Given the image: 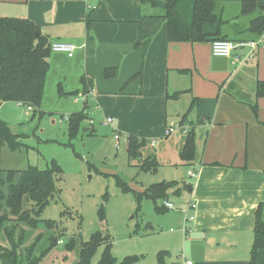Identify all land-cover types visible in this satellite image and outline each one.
<instances>
[{
    "label": "crops",
    "instance_id": "1",
    "mask_svg": "<svg viewBox=\"0 0 264 264\" xmlns=\"http://www.w3.org/2000/svg\"><path fill=\"white\" fill-rule=\"evenodd\" d=\"M155 1L153 6L141 0H0V15L32 19L51 43L75 46L72 56L52 51L46 87L61 83L76 91L83 76L91 81L84 125L93 130V115L99 113V124L111 116L113 135L119 133L127 144L131 134L166 139L167 127L197 98L191 118L196 133L206 138L181 205L195 200L198 207L194 221L182 217L181 232L185 237L187 227L195 234L192 243L202 244L194 264H249L256 209L264 200V95L256 99L258 83L264 81V47L247 61L237 57L244 58L250 52L248 41L260 37L246 31L259 12L241 15L239 0L219 2L229 21L224 32L239 44L229 69L219 71L211 65V42L169 40L166 0ZM108 67L117 68L115 76H105ZM178 91L185 92L170 96ZM184 95L190 100L180 109L177 102ZM72 97L83 109L85 103ZM254 101L258 116L250 105ZM6 103L0 100V118L8 121ZM258 264H264V248Z\"/></svg>",
    "mask_w": 264,
    "mask_h": 264
},
{
    "label": "rangeland",
    "instance_id": "2",
    "mask_svg": "<svg viewBox=\"0 0 264 264\" xmlns=\"http://www.w3.org/2000/svg\"><path fill=\"white\" fill-rule=\"evenodd\" d=\"M231 38L236 39L237 35ZM234 64L232 62V66ZM60 84L45 86L42 106L35 113L27 114L26 106L15 101L7 102L3 108L11 131L21 135L24 143L16 151L8 146L2 150L5 194L8 193L7 172L10 169L23 170L29 165L45 169L53 160L62 168L56 179L57 191L40 216L42 221L56 220L55 234L59 237V244L39 264H76L82 242L88 241L96 231L111 235L112 252L118 262L127 256L138 255L141 258L136 264H158L160 251H168L165 258L168 264L178 262L182 253L188 259H196V253L202 251V244L192 243L195 234L189 232V237L182 235L180 224L184 216L180 210L157 211L156 207L163 205L164 197L156 201L143 198L139 209L136 195L123 192L116 182L118 175L139 192L155 183L176 180L184 193L185 185L194 181L191 175L195 168V161L182 158L184 135L175 132L166 139H147L143 151L136 157H130L125 137L117 146L112 123L100 125L103 117L94 113V130L93 126L83 123L82 130L70 146L66 117L81 111L82 104H75L72 95H61ZM189 100L188 95L181 96L177 105L186 109ZM205 138L206 134L196 133L197 157L202 152ZM152 140H155L154 145ZM183 193L170 196L178 207L186 200L185 195H189L185 192L183 197ZM102 206L106 212L105 220L99 216ZM51 231L42 224L22 247L30 245L39 233L43 232L47 237ZM45 237L40 246L44 242L45 246L48 245ZM71 239H75V244L72 250H68L66 244ZM45 246L38 248V252ZM103 250L104 246L98 248L90 264H97Z\"/></svg>",
    "mask_w": 264,
    "mask_h": 264
},
{
    "label": "trees",
    "instance_id": "3",
    "mask_svg": "<svg viewBox=\"0 0 264 264\" xmlns=\"http://www.w3.org/2000/svg\"><path fill=\"white\" fill-rule=\"evenodd\" d=\"M157 5L155 0H141ZM227 0H166L165 17L168 20V38L170 41L185 42H213L217 39H228L224 32L225 20L219 11V2ZM241 15H251L259 12L250 22L246 31L257 37L264 33V0H239ZM255 39V38H254ZM236 41V40H234ZM52 43L48 35L41 31L40 26L29 18L0 15V100L3 102H23L35 107L34 113L41 108L46 86V77L50 69ZM116 67L105 69V76L111 78L116 75ZM141 73L133 76H140ZM82 87L76 91H64L61 84V95L89 94L93 90L91 81L83 76ZM189 91V90H188ZM178 91L170 96L179 97ZM264 95V81H259L256 99ZM197 105V98H193L189 109L180 116L177 123L187 127L184 135V145L181 150L182 158L186 161H196L198 145L196 142V120L191 118ZM251 107L258 116V102ZM86 102L83 109L72 113L68 117L70 143L75 140L88 118ZM264 124V122H262ZM22 136L11 131L8 121L0 118V264H39L40 261L59 244V237L55 234L58 223L48 219L42 221L40 216L50 203L51 197L57 191V175L62 173L61 166L53 160L48 168L41 169L37 165H29L23 170L10 169L7 172L8 193L5 194L3 185L5 178L2 167V150L8 146L11 150H18L24 143ZM147 146V139L136 135L128 136L127 151L130 157H136ZM116 175V174H115ZM117 185L123 192H133L138 200V208L143 198L156 201L159 197L165 200L172 195H182L180 183L176 180L155 183L149 188L136 192L127 182L116 175ZM188 184L185 185V188ZM157 211L169 210L164 205L157 206ZM101 220L106 219L104 206L99 209ZM44 225L52 230L49 236L39 233L26 247L23 244L32 236L35 229ZM27 228V229H26ZM54 231V232H53ZM48 245H41L43 238ZM46 241V242H47ZM62 242V241H61ZM75 239L66 244L72 250ZM40 249L38 252V248ZM104 246L101 259L97 264H136L140 256L131 255L121 262L112 252L113 242L109 233L94 232L90 239L82 242L79 260L76 264H90L98 248ZM264 248V200L260 201L256 209L254 228V242L251 247L249 264H258V252ZM168 251L158 253V264H168Z\"/></svg>",
    "mask_w": 264,
    "mask_h": 264
},
{
    "label": "built area",
    "instance_id": "4",
    "mask_svg": "<svg viewBox=\"0 0 264 264\" xmlns=\"http://www.w3.org/2000/svg\"><path fill=\"white\" fill-rule=\"evenodd\" d=\"M248 45L250 47V52L244 57H237V61L239 62H244L249 59L254 55L255 51L260 48L264 47V36L260 35L259 38L250 40L248 41ZM239 46V44L231 39H217L214 40L211 43V51L213 55H218V56H225L230 58L233 51ZM75 49V46L72 45L71 43L67 42H55L52 43V50L54 51H62V52H67L70 56L73 55V51ZM88 99V94H80L77 95L76 101H82L83 103L87 102ZM18 105L20 106H26V113L30 114L33 113L35 110V107L31 104H25L23 102H18ZM68 120V117H66ZM113 121V118L111 116H108L104 119L103 124L104 125H109ZM187 133L188 128L187 127H182L178 123H171L167 129H166V135H171L172 133L175 132H180L181 133ZM114 138L116 139V145L119 146V140H120V135L119 133H115ZM128 140V138H127ZM152 144H155V140H152ZM192 176H195V172L192 173ZM163 205L168 208L169 210H180L184 216L185 221H194L196 219V210H197V202L195 200H190L184 205L177 206L172 200H165L163 202ZM185 232V236L189 237V229L187 227L183 228ZM61 242V241H60ZM178 264H194V261L192 259H188L184 253L179 255V260Z\"/></svg>",
    "mask_w": 264,
    "mask_h": 264
},
{
    "label": "water",
    "instance_id": "5",
    "mask_svg": "<svg viewBox=\"0 0 264 264\" xmlns=\"http://www.w3.org/2000/svg\"><path fill=\"white\" fill-rule=\"evenodd\" d=\"M262 8H264V6H262ZM211 65L214 70L227 71L230 66V58L225 56L213 55L211 59ZM187 188L190 190V185H188Z\"/></svg>",
    "mask_w": 264,
    "mask_h": 264
}]
</instances>
